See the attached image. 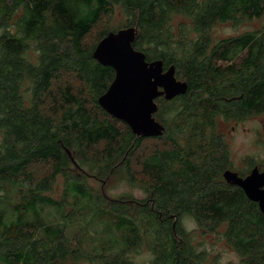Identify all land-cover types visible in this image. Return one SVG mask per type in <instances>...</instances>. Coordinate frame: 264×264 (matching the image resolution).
Listing matches in <instances>:
<instances>
[{"label": "trees", "instance_id": "obj_1", "mask_svg": "<svg viewBox=\"0 0 264 264\" xmlns=\"http://www.w3.org/2000/svg\"><path fill=\"white\" fill-rule=\"evenodd\" d=\"M117 12L126 16L120 26ZM263 18L264 0H0V264H135L128 255L144 246L150 264H208L186 219L220 234L241 264H264V213L222 179L216 153L202 160L199 152L214 141L217 97L247 92L246 62L264 51V27L225 40L212 30ZM127 27L137 29L134 47L147 61L174 65L189 84L184 96L157 101L161 137H138L98 102L115 71L94 51ZM235 59L244 64L219 65ZM91 175L138 185L147 198L109 201L88 184ZM60 177L57 201L48 194ZM69 197L110 235L94 256L68 237L66 222L43 218L45 206L63 213Z\"/></svg>", "mask_w": 264, "mask_h": 264}, {"label": "water", "instance_id": "obj_2", "mask_svg": "<svg viewBox=\"0 0 264 264\" xmlns=\"http://www.w3.org/2000/svg\"><path fill=\"white\" fill-rule=\"evenodd\" d=\"M137 34L135 27L119 29L110 32L97 45L94 58L115 71L112 84L98 102L111 116L127 123L138 137H161L166 128L155 117L159 110L157 101L162 97L172 101L184 96L189 84L177 79L174 65L166 70L162 60L147 61L146 54L134 47ZM67 153L71 155L69 150ZM225 179L239 186L264 213V172L255 169L242 179L227 171Z\"/></svg>", "mask_w": 264, "mask_h": 264}, {"label": "rangeland", "instance_id": "obj_3", "mask_svg": "<svg viewBox=\"0 0 264 264\" xmlns=\"http://www.w3.org/2000/svg\"><path fill=\"white\" fill-rule=\"evenodd\" d=\"M126 20V16L117 12L115 16L114 25L120 26ZM264 27V18L262 20H255L254 22L248 23L245 22L239 27H234L231 24H219L212 30V35L215 40H225L228 38L235 37L239 34L245 32H251L256 29H263ZM176 77L178 80L184 81L181 79V76L178 75L176 71ZM224 131L229 132L231 126H223ZM245 128L246 125H245ZM232 138L229 140V150L231 153V160L235 166H243V159L246 155H253L257 159L264 161V146L257 148L251 147L248 144V134L245 132L244 127H240V131L231 135ZM2 137L0 135V143ZM154 142L144 143L142 151H151L153 148ZM97 171V170H95ZM73 172L79 173L73 168ZM98 173V172H97ZM95 175V174H94ZM94 175L87 177L88 184L94 188L95 191L101 194L102 197L110 200H120L125 197H131L137 200H143L147 198V193L138 185H132L128 181L119 180L118 177L113 179L109 178L105 180L103 177L96 178ZM64 178L60 177L58 184L55 187L52 193H49L48 196H51L57 201H62L64 199ZM18 193H12L14 202L16 203L19 199ZM67 206L65 211L62 213L59 209L53 206H45L42 209L43 218L48 224L60 225L64 222L68 224L67 226V235L71 240H82V245L84 248V253L90 256L98 254V250L103 246L107 245L104 241H108L109 236L104 228L94 220H91L93 216H89L86 209H79L80 207L74 206L75 200L73 197L67 199ZM81 206V205H80ZM5 209H8L6 215L9 216L10 212L13 209L12 205H7ZM5 211V210H4ZM65 216V217H63ZM66 220V221H64ZM184 226L188 231H193L194 233V244L199 250L204 249L209 253V263L218 261L220 264H241L240 256L227 245L224 239L221 238L220 234L216 233H204L199 231L197 225L186 219L184 221ZM224 228H220L219 232L223 233ZM96 239V240H95ZM104 242V244L102 243ZM109 245V244H108ZM97 249V250H94ZM117 250L113 252H106L104 255L107 257H113L116 254ZM129 260L135 264H150L153 255L148 251L146 246H144L138 252H132L128 255ZM208 263V264H209ZM77 264H102V261L95 260V262H89L87 260H82Z\"/></svg>", "mask_w": 264, "mask_h": 264}, {"label": "flooded vegetation", "instance_id": "obj_4", "mask_svg": "<svg viewBox=\"0 0 264 264\" xmlns=\"http://www.w3.org/2000/svg\"><path fill=\"white\" fill-rule=\"evenodd\" d=\"M256 30L259 31L260 29ZM243 64L244 60L239 59L229 62L222 61L219 63V65L223 68H226L228 65L242 66ZM244 70V73L246 74L245 79L247 82V92L231 94L230 96L220 95L221 97H217L216 103L218 105L219 113H217L214 121L215 127L212 135L214 141L212 142L211 140H208V144L203 141L204 147L199 148V152L201 154L200 158L202 160L206 158V155L209 152H212L213 154L216 153L219 173L227 184H229L225 179V173L227 171L236 173L242 179L249 177L255 169H257L260 173L264 172V161L257 159L253 155H246V157L243 159L242 167L235 166L231 160V153L228 145L229 140L232 138L231 135L240 131V127L242 126L244 127L245 132L248 134L249 146L252 148H260L264 146V51L260 59L248 60ZM239 71H241L240 67L237 72ZM244 102L247 103L244 113L243 111L241 112L245 115H242L239 114L238 111ZM227 110L230 111L229 115L225 113ZM228 125L231 126L230 131H224L222 127ZM245 125L247 128H245ZM195 153L196 150L194 149L192 154ZM251 202L256 204L260 210V206L257 202Z\"/></svg>", "mask_w": 264, "mask_h": 264}]
</instances>
